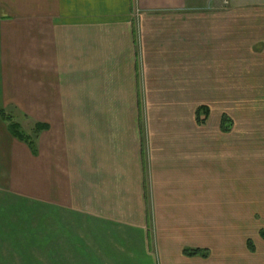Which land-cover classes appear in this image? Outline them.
<instances>
[{"label":"crops","instance_id":"0c3cea01","mask_svg":"<svg viewBox=\"0 0 264 264\" xmlns=\"http://www.w3.org/2000/svg\"><path fill=\"white\" fill-rule=\"evenodd\" d=\"M196 4L0 0V109L45 125L34 152L0 117V167L35 157L64 227L43 221L36 264L264 263V129L220 128L264 94V0Z\"/></svg>","mask_w":264,"mask_h":264},{"label":"rangeland","instance_id":"374dc122","mask_svg":"<svg viewBox=\"0 0 264 264\" xmlns=\"http://www.w3.org/2000/svg\"><path fill=\"white\" fill-rule=\"evenodd\" d=\"M195 1L199 3L196 4L198 6L210 8L226 7L231 3V0ZM2 110L6 116H11L12 120L33 140L35 145L38 136V132L36 133L34 130V124L37 122L36 110H24L14 106ZM229 111L231 115H229ZM220 113H222L220 119L224 116L229 118L236 132L256 128L264 129V94L255 93V96H252L249 93H239L236 108L225 111L220 109ZM221 131L223 130L221 129ZM263 137V135L260 137L261 143H264ZM257 143L260 144V142H252V145ZM262 148L264 147L262 146ZM28 158L30 171L26 176L21 172L11 174L7 167H0V264H36L35 256L37 255L38 241L42 239H40V234H42L40 230L44 228L43 221H48L51 228L63 227L61 220L57 221L59 226L58 224L56 226L53 212H48L49 215H44L46 213L42 209L39 212V199L36 195V172L35 167H33L35 166V157L30 156ZM144 170L146 175L147 169L145 167ZM145 180H147L146 176ZM258 223L260 222L254 221L252 228L247 226L245 235H253L256 227L259 226Z\"/></svg>","mask_w":264,"mask_h":264},{"label":"trees","instance_id":"16d2710c","mask_svg":"<svg viewBox=\"0 0 264 264\" xmlns=\"http://www.w3.org/2000/svg\"><path fill=\"white\" fill-rule=\"evenodd\" d=\"M0 117L2 118V120L6 121L8 123L7 124L8 129H9L10 133L12 134V136H14L15 138H17L19 140H23L24 142H26L28 144V146L32 149V151L35 152V145H34L33 140L21 130L19 125L12 120L11 116H6V114H4V111L2 109H0ZM198 122H201V119H198ZM220 124H221L220 128L223 131H228L230 126H231V122H230L229 118H226L225 116L222 117ZM43 127H45V125H43V124H38V123L34 124V130L36 133L40 129H42ZM259 233H260L261 237L264 238V229H260ZM247 245L249 248H252V244L248 240H247ZM182 253L184 255H188V256L200 255L202 257H205L207 254V251L205 249H199V248H184L182 250Z\"/></svg>","mask_w":264,"mask_h":264}]
</instances>
